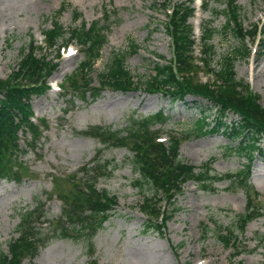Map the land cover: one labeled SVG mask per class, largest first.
Masks as SVG:
<instances>
[{"label":"rangeland","instance_id":"obj_1","mask_svg":"<svg viewBox=\"0 0 264 264\" xmlns=\"http://www.w3.org/2000/svg\"><path fill=\"white\" fill-rule=\"evenodd\" d=\"M166 2L0 0V78L7 79L16 68L20 49L27 47L30 39L35 41L38 52L47 53L48 58L58 65L57 72L49 79L51 89L42 96H31L29 100V111L32 113L29 117L39 124L40 138L28 148L22 138L29 140L30 134L18 135V143L26 151L19 159L26 169H21V182L0 179V252H6L7 244L18 237L15 232L18 224L16 213L33 209L36 200L44 205V217L38 223L44 241L56 224L66 221L65 218L61 220L64 206L54 189L53 177L68 179L74 175L78 187L82 186L78 171L102 150L96 139L82 134L89 128L124 130L131 117L148 118L162 111L167 120L153 128L160 132L159 142L166 143L168 137H177L181 143L179 158L196 168V172L210 160L209 167L220 176L236 174L247 165V159L233 149L237 142L230 143L221 133L199 137L190 135L189 139H182L196 129L199 108L193 106L194 98L187 97L183 103L171 102L161 93H147L143 89L126 93L105 89L94 101L89 99L84 102L77 96H70L72 91L68 87V78H76L77 67L83 60L80 47L74 41L69 43V36L66 35L59 42L60 46L44 50L42 33L51 29L52 20L57 15V22L67 32L78 27L82 21L87 26L97 23L104 29L106 44L94 68V85H97V74L104 69L112 53L129 51L128 44L131 42L138 50L127 56L126 67L136 83L144 82L153 75V63L160 62L158 56L165 60L172 58L171 41L164 30L167 19L163 4ZM171 2L193 3L195 12L189 23L194 27L197 43L201 35L199 28L205 22H210L211 28L217 31L210 42L216 53L214 67L218 65L220 56L230 54L239 47L238 41L222 32L224 16L215 15L216 11L225 8L221 1ZM236 4L241 8L243 27L248 30L258 25L260 28L254 46L246 41V46L253 49V55L247 60L235 62L236 78L246 83L248 93L264 105V32L261 33L264 31V0H236ZM62 7V12L57 14ZM75 12L80 15L77 20H74ZM62 44L67 46L63 48ZM195 57L197 60L200 57L198 52ZM192 70L193 79L213 85L214 78L203 67ZM233 119L235 117L229 116L227 122ZM259 147L261 154H254L247 188L231 185L228 180L213 184L214 190L188 182L183 185L181 193L174 195L173 205L169 204L168 194H160L157 207L166 210L168 216L175 209L172 217L162 224L161 234L144 231L148 219L139 206L143 196L149 195L150 191L145 186L140 193L133 186L138 174L130 164V151L127 148L103 149L101 164H111L108 167L111 175L100 178L96 188L116 197L117 204L108 220L94 234L91 245L86 239L49 240L35 258H25L21 264H262L264 139ZM57 189L63 194L74 191L73 185L65 181ZM248 199L258 209L259 215L247 224L242 235L235 233V244L226 248L217 237L226 234L227 229H233L236 215L244 213ZM160 221L161 218L158 223ZM50 222L53 226L49 225ZM203 226L208 228L207 233ZM236 250L240 254H236Z\"/></svg>","mask_w":264,"mask_h":264},{"label":"trees","instance_id":"obj_2","mask_svg":"<svg viewBox=\"0 0 264 264\" xmlns=\"http://www.w3.org/2000/svg\"><path fill=\"white\" fill-rule=\"evenodd\" d=\"M215 1H221L225 5L223 10L215 12V15L222 14L225 18L223 34L232 36L238 41L239 47L230 54L220 56L218 65L214 67L216 53L210 42L217 31L211 28L210 22H205L199 28L201 35L197 43L193 34L194 28L189 23L195 12L193 3H172L171 0H167L163 4L167 19L164 30L171 41L172 58L165 60L158 56V61L163 63H153V75L140 83L134 81L133 75L126 67L127 56L138 50L131 42L128 44L129 51L112 53L104 69L97 74V85H94V68L106 44L104 29L97 23L87 26L82 21L78 27L67 32L57 22L59 16L57 15L52 20L51 29L42 33L44 50L60 46L59 42L66 35L69 36V43L74 41L81 49L83 60L77 67L76 78H68V87L72 91L70 96H77L84 102L90 99L91 102L105 89L122 93L143 89L147 93H161L169 97L171 102L183 103L187 97L194 98L192 104L199 108L196 129L188 132L182 139H189L190 135L199 137L221 133L230 143L237 142L234 151L247 159V165L236 174L222 176L214 174L209 167L211 160L196 172V168L179 158L181 143L177 137H168L166 143L159 142L160 132L153 128L167 120L162 111L148 118L131 117L124 130L92 127L82 133L96 139L102 145V150L127 148L132 154L130 164L138 174L133 186L140 193L145 186L150 191L149 195L143 196L139 206L148 219L144 225L145 232L152 230L161 234L162 224L174 213L175 209L168 216L166 210L157 207L160 194L165 196L168 194L169 204L173 205L174 195L181 193L183 185L188 182H193L203 189L211 187L214 190L213 184L228 180L231 185L237 184L247 188L254 154H261L259 146L264 139V105L259 103L257 97L248 93L246 83L237 80L234 69L237 60H247L253 54V49L246 46V41L252 42L254 46L260 28L258 25H253L248 30L243 27L241 8L236 4V0ZM62 10L63 7L57 14ZM79 16L75 12L74 20ZM105 17L108 19L106 14ZM61 46L65 48L67 44ZM37 50L35 41L30 39L28 46L20 49V60L16 68L7 79L0 78V179L8 182L20 183L23 177L21 169L26 170L19 160L26 151L20 147L18 135L30 134L29 140L22 138L28 148L40 138L39 124L34 123L29 117L32 115L29 111V100L31 96L45 94L50 89L48 85L50 77L57 72V63L49 59L47 53ZM196 52L200 55L198 60L195 57ZM197 67H203L214 78L213 85L193 79L192 69ZM229 116L235 119L227 122ZM209 125L211 127L207 129ZM102 150L78 171L82 186L78 187L74 175L68 179L53 177L54 189L64 206L61 220L65 218L66 221L54 225L46 241L38 230V223L44 217V205L41 202L36 200L33 209L16 213L18 224L15 232L18 237L7 244L6 252H0V264H21L25 258H35L39 250L53 239L71 241L86 239L91 245L94 234L108 220L110 212L117 204L116 197L96 188L100 178L111 175V171L108 170L111 164H101ZM64 181L73 185V192L63 194L57 189ZM258 215V209L248 199L244 213L236 215V225L233 229H227L226 234L218 235L217 239L226 248L235 244L237 234L242 235L247 224ZM159 218L161 221L158 223ZM50 223L49 225L53 226ZM203 227L207 233L208 228ZM235 248L237 249L238 245ZM236 252L240 254L239 250Z\"/></svg>","mask_w":264,"mask_h":264},{"label":"bare ground","instance_id":"obj_3","mask_svg":"<svg viewBox=\"0 0 264 264\" xmlns=\"http://www.w3.org/2000/svg\"><path fill=\"white\" fill-rule=\"evenodd\" d=\"M5 4H6V2H5ZM9 4H10V2H9ZM2 6H3V5H2ZM5 6H6V5H5ZM3 7H4V6H3ZM11 7H13V6H11ZM6 8H9V6L6 7ZM4 10H5V9H4ZM4 10H3V11H4ZM12 10H13V9H12ZM10 13H12V12H10ZM14 13H15V12H14ZM5 15H6V14H5ZM8 15H9V14H8ZM8 15H7V16H8ZM10 15H11V14H10ZM3 18H5V17L3 16Z\"/></svg>","mask_w":264,"mask_h":264}]
</instances>
